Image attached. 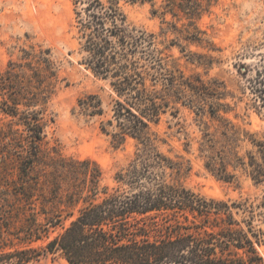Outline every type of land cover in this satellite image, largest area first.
<instances>
[{"label":"trees","instance_id":"16d2710c","mask_svg":"<svg viewBox=\"0 0 264 264\" xmlns=\"http://www.w3.org/2000/svg\"><path fill=\"white\" fill-rule=\"evenodd\" d=\"M124 1L149 4L167 27L155 34L131 26L115 1L72 0L79 64L113 96L106 112L98 95H84L77 114L101 118L99 130L114 147L134 143L131 159L113 176L114 187L101 186L103 173L94 161L64 157L48 145L46 129L54 123L49 104L62 82L51 48H20L0 70V261L25 264L57 255L66 264H264L258 252L264 191L219 200L187 189L181 175L188 161L161 152L167 141L152 130L164 115L176 118L187 108L196 117L195 150L204 169L225 183L238 184L244 176L263 186L264 136L227 116L245 95L246 109L264 116V58L254 67L237 66L244 81L238 97L218 79L185 75L166 53L176 47L190 63L212 65L210 55L186 49L214 51L197 25L211 0ZM168 32L174 38L164 45L158 38ZM192 143L183 144L186 152ZM70 218L49 239L50 229ZM43 238L42 247L33 246Z\"/></svg>","mask_w":264,"mask_h":264},{"label":"rangeland","instance_id":"374dc122","mask_svg":"<svg viewBox=\"0 0 264 264\" xmlns=\"http://www.w3.org/2000/svg\"><path fill=\"white\" fill-rule=\"evenodd\" d=\"M101 1L105 4L115 1L127 22L136 28L159 34L160 27H167L161 25L163 17L159 13L152 14L153 8L149 4H132L124 0ZM73 18L72 0H0V70L3 71L9 61L17 59L20 48L30 44L51 48L62 82L49 104L54 123L46 129L48 145L54 146L64 157L94 161L103 173L101 186L112 188L116 185L113 176L131 159L134 143L128 140L124 146L114 147L110 138L99 130L101 118H84L77 114L76 103L80 97L98 95L104 111L109 112L113 96L106 82L94 77L79 64ZM165 21L175 22L169 15L165 16ZM181 23L185 21L177 23V26L180 27ZM197 25L206 32L205 38L214 51L195 45H187L186 49L210 55L212 65L207 67L190 63L176 47L166 52L170 61L185 75L198 74L204 81L218 79L224 82L228 92L242 96L238 89L244 81L237 72V66L254 67L264 58V0H211L209 12L197 21ZM173 38L174 35L168 32L158 41L166 45ZM227 101L232 104L229 98ZM247 103L248 97L245 95L242 102L237 103L234 114L227 117L246 130L264 136V116L253 109H246ZM152 130L167 141L160 146L161 152L174 161H188L190 169L182 170L181 175V182L187 189L219 200L254 198L264 191V185L255 186L244 176H240L238 184L225 183L204 169L195 150L194 141L199 135L196 117L187 108H180L176 118L164 115L157 125L152 126ZM189 140H193V143L190 152H186L183 144ZM70 221L71 218L50 229L49 239L60 233ZM47 241L43 238L33 246L42 247ZM258 252L264 260V246L259 247ZM0 264L8 263L0 261ZM25 264L66 262L57 255H45Z\"/></svg>","mask_w":264,"mask_h":264}]
</instances>
